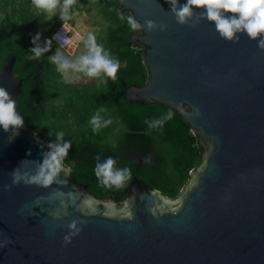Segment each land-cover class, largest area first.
Wrapping results in <instances>:
<instances>
[{"label":"water","instance_id":"95a60500","mask_svg":"<svg viewBox=\"0 0 264 264\" xmlns=\"http://www.w3.org/2000/svg\"><path fill=\"white\" fill-rule=\"evenodd\" d=\"M113 1L141 24L166 26L124 43L141 49L146 72L142 87L120 81L124 99L180 116L202 164L175 199L134 178L117 202L98 200L64 164L61 183L13 185L22 161V172L34 171L49 150L16 103L18 134L0 128V264H264V50L245 34L225 41L207 20L178 24L166 0ZM14 63L0 70V86L16 101ZM73 220L81 231L65 245Z\"/></svg>","mask_w":264,"mask_h":264},{"label":"trees","instance_id":"16d2710c","mask_svg":"<svg viewBox=\"0 0 264 264\" xmlns=\"http://www.w3.org/2000/svg\"><path fill=\"white\" fill-rule=\"evenodd\" d=\"M96 3L98 11L86 8L85 12L96 13L105 23L104 34L96 41L120 63L115 81L104 77L106 84L97 78L79 84L65 82L49 60L56 49L52 44L39 59H29L33 31L44 29L39 41L43 46L46 39L50 40L48 33L57 27L58 16L36 9L32 0H0V18L4 20L0 23V70L15 59L12 71L22 81L16 103L26 127L47 144L56 141L57 132L64 133L63 140L71 141L72 146L63 164L93 197L117 202L136 178L148 189L175 199L187 185L190 171L202 164V148L196 135L172 110L171 120L162 127L149 128L145 121L160 118L170 109L130 104L124 99L120 81L126 87H142L145 83L141 49L124 46L136 32L126 19H120L118 4L113 0ZM82 4V0H76L72 8L76 10ZM101 108L106 109L101 117L112 123L93 132L89 121ZM97 155L101 161L114 158L117 168L130 167L132 178L119 189L103 187L94 174Z\"/></svg>","mask_w":264,"mask_h":264},{"label":"clouds","instance_id":"9594fccd","mask_svg":"<svg viewBox=\"0 0 264 264\" xmlns=\"http://www.w3.org/2000/svg\"><path fill=\"white\" fill-rule=\"evenodd\" d=\"M166 2L169 3L170 12L180 25H188L191 22V26L195 27L201 20H207L214 24L216 32L225 41L239 42V34H245L250 40L257 41V47L260 50H264V0H186V3L182 5L178 4V0H166ZM75 3L76 0H32V5L44 12L54 13L59 8V18L62 22L71 18L70 10ZM195 9L201 11L197 14ZM120 19H126L134 32L143 31L145 28L149 32L157 28L163 31L166 28L164 24L158 25L152 20H145L141 24L132 14H128L127 17L121 14ZM58 35L59 33L55 34L53 39H56ZM40 38V33H36L32 38L34 47L30 49L32 55L29 59H39L42 54L50 51L52 40L46 39L41 46ZM77 40L83 43L86 51L75 59H69L59 49L49 57L50 62L57 66V70L63 74L73 72L82 74L89 79L97 78L105 84L107 80L103 79L104 77L115 81L120 63L112 58L102 45L97 43L96 36L93 33H88L86 37L78 36ZM62 43L68 45L71 44V41L63 39ZM104 111L106 109L101 108L91 117L89 123L93 132L112 123L111 119L101 117L100 113ZM173 116L174 113L169 110L162 117L145 121V123L149 128L162 127ZM23 123L22 116L16 110V101L12 99L10 92L5 87L0 86V128L5 132L11 130L13 135H16ZM55 135L56 141L48 143L47 148L49 150L43 153L42 162L36 161L34 171H21L22 165L29 161L24 160L20 167L12 172L13 185L23 182L25 185L35 184L47 188L53 183H61L58 177L62 171L65 175L68 173V169L63 167V161L68 156L72 145L71 141L63 140L64 133L62 131ZM96 161L94 174L105 188L115 187L119 189L126 180L132 178L130 167L117 168V161L112 157H107L101 161L100 156L97 155ZM5 187L7 189L11 186ZM58 195H63V193ZM69 195L71 194L69 193ZM52 215L59 217V210ZM77 223L76 220H73L68 225L74 231H69L64 236L65 245L71 243L72 237L80 233L81 229L77 227Z\"/></svg>","mask_w":264,"mask_h":264},{"label":"rangeland","instance_id":"374dc122","mask_svg":"<svg viewBox=\"0 0 264 264\" xmlns=\"http://www.w3.org/2000/svg\"><path fill=\"white\" fill-rule=\"evenodd\" d=\"M82 3L83 6H80L81 8H77L76 10L72 8L70 10L71 18L69 19V21L71 24H73L74 29L76 30V32H78L81 35V37H86L88 33H93L97 39L101 34H104L105 23L94 12H90V13L85 12L84 15L81 13L82 10L85 11L86 8L87 9L92 8V10L98 11L99 9L96 0H82ZM46 13L48 15L53 14L48 12ZM3 21H4L3 18H0V23H2ZM44 32H45L44 29L41 28V30L38 29L36 31H33V34L36 35V33H40L41 36H43L45 34ZM50 35L51 32L48 33L49 38ZM57 50L58 49L56 48L55 52ZM85 51L86 49L84 48L83 43L80 42L77 46L76 52L73 55H71V50H69L67 53L64 54L68 56L69 59H75L78 55L84 53ZM60 74L62 76V79L70 84H79L89 81L87 77H84L82 74H78V73L69 72L67 74H63L60 72Z\"/></svg>","mask_w":264,"mask_h":264},{"label":"built area","instance_id":"2783aa9c","mask_svg":"<svg viewBox=\"0 0 264 264\" xmlns=\"http://www.w3.org/2000/svg\"><path fill=\"white\" fill-rule=\"evenodd\" d=\"M97 1L101 2L102 0H97ZM54 13L58 15L57 18L55 19V23H57V27L55 28L54 31L51 32L50 35V40H52L51 44L55 48L65 53L71 50V55H73L77 49L78 44L80 43V41L77 40V37L78 36L81 37V35L78 32H76L73 24H71L69 20L62 22V20L59 18L60 16L59 8H57V10ZM57 33H59V35L57 36L56 39H53L54 35ZM63 39H67L71 41V44L64 45L62 43Z\"/></svg>","mask_w":264,"mask_h":264},{"label":"flooded vegetation","instance_id":"af4514ba","mask_svg":"<svg viewBox=\"0 0 264 264\" xmlns=\"http://www.w3.org/2000/svg\"><path fill=\"white\" fill-rule=\"evenodd\" d=\"M81 13L84 15L85 14V11H82Z\"/></svg>","mask_w":264,"mask_h":264},{"label":"crops","instance_id":"0c3cea01","mask_svg":"<svg viewBox=\"0 0 264 264\" xmlns=\"http://www.w3.org/2000/svg\"><path fill=\"white\" fill-rule=\"evenodd\" d=\"M79 8H81L80 6H78Z\"/></svg>","mask_w":264,"mask_h":264},{"label":"bare ground","instance_id":"6f19581e","mask_svg":"<svg viewBox=\"0 0 264 264\" xmlns=\"http://www.w3.org/2000/svg\"><path fill=\"white\" fill-rule=\"evenodd\" d=\"M106 2V1H105ZM102 4V3H101ZM105 6V5H104Z\"/></svg>","mask_w":264,"mask_h":264}]
</instances>
